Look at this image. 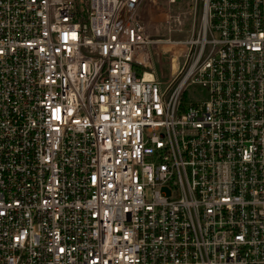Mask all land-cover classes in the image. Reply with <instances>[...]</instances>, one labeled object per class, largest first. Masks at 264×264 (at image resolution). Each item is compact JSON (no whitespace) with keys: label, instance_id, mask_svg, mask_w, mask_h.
I'll list each match as a JSON object with an SVG mask.
<instances>
[{"label":"built area","instance_id":"obj_1","mask_svg":"<svg viewBox=\"0 0 264 264\" xmlns=\"http://www.w3.org/2000/svg\"><path fill=\"white\" fill-rule=\"evenodd\" d=\"M150 1L0 0V264H264V0Z\"/></svg>","mask_w":264,"mask_h":264},{"label":"rangeland","instance_id":"obj_2","mask_svg":"<svg viewBox=\"0 0 264 264\" xmlns=\"http://www.w3.org/2000/svg\"><path fill=\"white\" fill-rule=\"evenodd\" d=\"M78 1L84 2L85 0H78ZM190 2H192V0L190 1L177 0V3L172 4L171 7L168 6L167 0L150 1L147 4V6H146V2H144L138 11V16L139 17L144 16L145 18L150 13L152 14L151 24L153 23L152 24L153 33L155 34L154 36L155 38L171 37L172 39H176V40H185L191 34V30L188 28H190L189 23L192 22V17L191 16L187 17L186 19L187 24H185L184 26L185 30L173 31L169 33L164 24L167 16L165 11L169 10L168 7H170L172 13H177L180 10H185ZM175 23L176 22H173L172 24ZM151 52L157 74L160 80L164 84H166L172 79L173 71L174 70L177 71L182 67L184 62V57L180 56V53L178 51L173 50L167 44H153L151 46ZM198 93H199L198 91L196 93L194 91L187 92L185 94L186 102L199 98L200 95Z\"/></svg>","mask_w":264,"mask_h":264},{"label":"trees","instance_id":"obj_3","mask_svg":"<svg viewBox=\"0 0 264 264\" xmlns=\"http://www.w3.org/2000/svg\"><path fill=\"white\" fill-rule=\"evenodd\" d=\"M76 3L78 4L79 7H82L85 5V1L84 2H79L78 0H75Z\"/></svg>","mask_w":264,"mask_h":264}]
</instances>
